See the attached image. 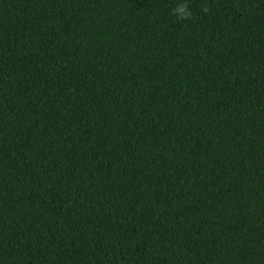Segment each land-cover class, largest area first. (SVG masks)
<instances>
[{
  "label": "trees",
  "instance_id": "1",
  "mask_svg": "<svg viewBox=\"0 0 264 264\" xmlns=\"http://www.w3.org/2000/svg\"><path fill=\"white\" fill-rule=\"evenodd\" d=\"M0 264H264V0H0Z\"/></svg>",
  "mask_w": 264,
  "mask_h": 264
},
{
  "label": "clouds",
  "instance_id": "2",
  "mask_svg": "<svg viewBox=\"0 0 264 264\" xmlns=\"http://www.w3.org/2000/svg\"><path fill=\"white\" fill-rule=\"evenodd\" d=\"M205 13L208 12V8H203ZM172 15L176 16L180 20H188L192 16V11L188 6V3H181L177 7L172 9Z\"/></svg>",
  "mask_w": 264,
  "mask_h": 264
}]
</instances>
